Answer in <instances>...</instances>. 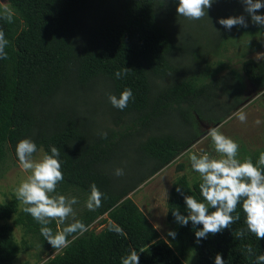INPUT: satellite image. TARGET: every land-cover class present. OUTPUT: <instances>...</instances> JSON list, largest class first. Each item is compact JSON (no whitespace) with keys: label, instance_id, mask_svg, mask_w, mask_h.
<instances>
[{"label":"trees","instance_id":"16d2710c","mask_svg":"<svg viewBox=\"0 0 264 264\" xmlns=\"http://www.w3.org/2000/svg\"><path fill=\"white\" fill-rule=\"evenodd\" d=\"M6 1L15 15L12 23L0 19L9 41L8 59L0 60V164L7 154L18 162V141L31 138L43 152L50 154L53 146L60 150L64 180L57 194L88 198L93 183L104 194L101 207L86 208L78 220L106 226L89 228L42 264H120L133 248L140 252V264H185L129 195L198 139L195 118L220 124L243 105L238 74H220L224 68L212 58L242 41L248 49L264 47V28L251 23L240 0H215L209 18L200 21L177 16V0ZM257 14L264 15V9ZM240 15L247 28L228 31L218 23ZM124 68L127 75L117 79L115 73ZM241 70L254 87L264 89V58L245 60ZM125 88L134 99L121 111L108 95L119 97ZM116 168L125 174L116 177ZM200 183L199 178L190 185L185 175L172 182L169 225L178 224L172 215L177 208L187 215L176 188L202 200ZM19 203L13 195L0 205V222L15 215L13 223L24 235L55 251L24 205L18 210ZM236 214L241 219L231 230L200 243L195 231L202 226L190 222L177 228L180 244L196 254L194 264H214L217 253L225 264H255L264 254V240L236 237L245 227L239 206ZM116 226L124 234L109 230ZM19 251L13 227L0 223V264H12Z\"/></svg>","mask_w":264,"mask_h":264},{"label":"clouds","instance_id":"9594fccd","mask_svg":"<svg viewBox=\"0 0 264 264\" xmlns=\"http://www.w3.org/2000/svg\"><path fill=\"white\" fill-rule=\"evenodd\" d=\"M215 0H177L176 13L189 21H200L211 9ZM244 5V12L251 18V23L264 28V15L257 14L264 9L262 0H240ZM14 11L9 7L0 9V19L8 23L14 22ZM209 18V17H208ZM219 25L231 31L233 27H248V21L244 15L220 18ZM9 41L5 37L3 29H0V60L8 59L6 48ZM129 69L117 71L115 76L120 79L127 75ZM134 99L130 88H125L117 97L108 95L110 104L123 111L129 102ZM234 117L240 123L247 122V114L243 109L235 112ZM261 123L259 119L255 121ZM104 139L107 133H101ZM207 137L211 138L214 151L217 156L201 150L200 154H191L190 167L193 172L199 174L201 183L199 191L202 200L192 195H184L181 187L176 192L183 196L187 215H182L177 208L172 215L181 226H187L190 222L193 227L202 226L195 231L196 242L207 239L209 235L222 234L225 230H231L232 225L240 221L237 213L238 206L244 214L245 227L236 231L238 239L251 234L257 240H264V152L254 164L251 158L239 159L240 145L231 137L226 136L220 126L209 128ZM206 137V138H207ZM191 151V150H189ZM40 153L37 158V153ZM15 155L22 172L28 173L16 188V199L24 205L23 212L30 215L40 225V235L48 242L55 252L68 248L77 238L89 230V226L76 219L74 205L79 203L77 197H68L57 194L58 186L63 182L62 163L59 160L60 150L50 148V154L38 149L37 144L31 138L18 141ZM184 155V154H182ZM218 157V158H217ZM124 169L116 168L114 175L123 176ZM104 194L93 183L90 185V194L85 202L89 211H95L102 205ZM165 201L169 198L167 190L163 191ZM53 222L62 226L54 231ZM110 231L124 234L123 229L116 226L110 227ZM169 237L175 239L177 233L169 231ZM71 237V239H69ZM249 256L253 254L251 245L246 247ZM140 253V252H139ZM136 249H130L128 254L121 258L120 264H140V255ZM214 264H225L222 254L217 253ZM255 264H264V254L256 257Z\"/></svg>","mask_w":264,"mask_h":264},{"label":"rangeland","instance_id":"374dc122","mask_svg":"<svg viewBox=\"0 0 264 264\" xmlns=\"http://www.w3.org/2000/svg\"><path fill=\"white\" fill-rule=\"evenodd\" d=\"M0 5L2 7H9L6 0H0ZM247 40L254 41L257 38H248ZM262 58H264V47L248 49L245 47L244 41L229 45L225 51H221L217 56L212 58L214 62H219L223 66L224 70L220 74H224L230 70L238 74L242 86L241 99H244L243 105L233 111L220 124L195 118L197 133L199 134L198 139L185 151L180 153L166 168L129 195L150 223L157 229L160 237L172 246L185 264H194L196 254L189 247L184 248L177 236L175 239H172V237L167 235L169 231H176L181 225H169L166 222L167 200L165 201L163 198V191L165 189L169 193L172 182L181 175L187 177L190 185L200 178L199 174L193 172L190 167L189 156L191 154L199 155L201 150H204L213 156H217L211 138L207 137V130L209 128L220 126L221 131L226 136L231 137L240 145L238 158L241 160L251 158L252 162L256 164L260 153L264 152V89L254 87L243 74L241 67L247 59L259 60ZM240 109H243L247 114L246 123H240L233 115ZM257 119L261 121L259 125L255 123ZM39 155L40 153L38 152L37 158H39ZM27 175L28 173L21 171L18 162L14 160L13 156L7 154L6 159L0 164V205L5 204L13 195H16V188ZM64 195L78 198L79 203L74 205L76 219H78L82 211L86 209L85 202L87 198L77 195L75 192H69ZM22 207L23 205L19 203L18 210ZM14 218L15 215L8 220L0 222L1 224L13 227L14 239L20 247V251L12 264H42L60 252L46 251L38 240L30 235H24L22 228L13 223ZM105 226L97 220L89 228L100 231Z\"/></svg>","mask_w":264,"mask_h":264}]
</instances>
